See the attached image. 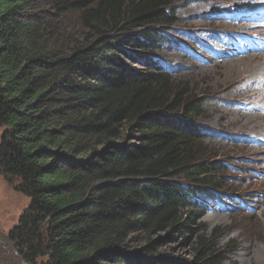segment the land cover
Returning a JSON list of instances; mask_svg holds the SVG:
<instances>
[{
  "label": "trees",
  "instance_id": "1",
  "mask_svg": "<svg viewBox=\"0 0 264 264\" xmlns=\"http://www.w3.org/2000/svg\"><path fill=\"white\" fill-rule=\"evenodd\" d=\"M172 1L0 0V174L29 198L0 260L238 264L200 221L224 184L204 98L128 51L163 45Z\"/></svg>",
  "mask_w": 264,
  "mask_h": 264
},
{
  "label": "rangeland",
  "instance_id": "2",
  "mask_svg": "<svg viewBox=\"0 0 264 264\" xmlns=\"http://www.w3.org/2000/svg\"><path fill=\"white\" fill-rule=\"evenodd\" d=\"M201 1H172L167 11L175 20L166 29L167 35L162 38L165 42L158 49L149 51L127 47L131 55L144 58L147 63L145 70L153 65L165 68L173 80L185 83L195 95L204 98L202 111L194 119L202 127V146H205L208 159L219 160L224 166V172L218 175L224 184L216 199L208 200L204 195L197 197L207 209L200 221L207 234L217 227L222 228L218 244H231L235 248L231 259L238 264H264V135L261 136L260 131L264 126V98L261 100V96H256L258 99H253L250 93L240 96L248 90L252 89L254 93L255 88H264L261 87L264 66L250 72L251 68L264 62V9L259 8L258 16L251 15L249 9L235 12L237 26L227 29L223 26L220 12L215 11L225 6L234 7L246 0H207L211 6L195 8ZM71 25L80 30L77 19H72ZM217 34L223 37L227 47L215 39ZM237 35L240 38L232 43ZM249 44H253L254 48H248ZM255 47L262 48L263 57L250 64L251 68L246 67V63L252 61L251 55L245 56L246 59L226 55L230 48L236 53L242 48L257 50ZM153 55L160 60L154 61ZM239 65L246 67L243 73L248 79L240 78L233 85L230 80L224 86L221 71ZM245 80L247 83H244ZM235 113L241 117L237 118ZM245 115L263 117L245 124ZM2 129L0 127V135ZM28 204L29 198L16 191L0 174V254L5 253L8 231L17 223ZM162 250L187 258L190 251L179 245L163 246ZM0 264H9V261L1 259Z\"/></svg>",
  "mask_w": 264,
  "mask_h": 264
},
{
  "label": "bare ground",
  "instance_id": "3",
  "mask_svg": "<svg viewBox=\"0 0 264 264\" xmlns=\"http://www.w3.org/2000/svg\"><path fill=\"white\" fill-rule=\"evenodd\" d=\"M212 1V0H211ZM212 4L211 3H209V4H207V0H203V1H201V3L199 4V5H196V6H194L195 8H205V7H207V6H211ZM216 5H218V3L217 4H215V6ZM263 8L264 9V0H246V1H244V2H241V3H239V4H237V5H235L234 7H228V6H225V7H223V8H218V10L217 11H215V10H213V11H215V12H220V17H222L223 18V22H224V24H223V26L225 27V28H227V29H234L236 26H237V21L238 20H236L237 18V15H236V13L235 12H242V11H245V10H247V9H249V12H250V14L252 15H255V16H258V12L257 11H259V8ZM212 8H214V7H212ZM245 16H247V15H245ZM249 17H253V16H249ZM237 38H240L238 35L235 37V41L234 42H232V43H235L236 42V39ZM215 39H217V40H219V41H221L222 43H223V45L225 46V47H227L226 45H225V42H224V39H223V37L220 35V34H217L216 36H215ZM232 43H231V47H232ZM248 48H250V49H253L254 48V45L253 44H249L248 45ZM255 48H258V47H255ZM262 48H264V47H262ZM262 48H258L257 50H253V51H251V50H249V51H247V50H245V48H242V49H240V50H238V52H233V50L230 48V50L229 51H227L226 52V55H228V56H230V57H238V56H240V57H243L242 59H246L247 57H245V56H249V55H251V58H252V61H249L248 63H246L248 66H246V67H250V64H252V63H256V61L260 58V59H262V57L263 56H261V49ZM221 59V58H220ZM236 59V58H235ZM241 59V60H242ZM227 60H229V59H227ZM239 60V59H238ZM224 61H226V60H224ZM243 61V60H242ZM230 62V61H229ZM236 63H237V59H236ZM262 63V62H261ZM260 63V64H261ZM231 64V63H230ZM239 64H240V62H239ZM230 66V65H229ZM240 66V65H239ZM255 66V65H254ZM263 66H264V62L261 64V65H258L257 64V66L256 67H253V68H251L252 69V71L250 70V72L252 73V72H254L255 70H260V69H262L263 68ZM227 67V66H226ZM245 66H243V67H238V66H236V67H233L234 69H231V68H227L226 70H222L221 72V74L222 75H224L223 76V81H224V86H227V83L231 80V82H230V84H234V83H237V82H239V79L240 78H243V79H245V78H247V76L245 75L244 76V73H243V71H244V69L246 68ZM258 67V68H257ZM211 70V69H210ZM208 71V70H207ZM206 71V72H207ZM259 72V71H258ZM264 72V71H263ZM263 72H262V74H263ZM211 73V72H210ZM262 74H260L261 76H262ZM255 75H256V73H255ZM254 76V75H253ZM258 76V75H257ZM204 77V76H203ZM259 77V76H258ZM221 78V77H220ZM260 78V77H259ZM248 79V78H247ZM242 80V79H241ZM241 80H240V83H241ZM251 80V79H250ZM249 81V80H248ZM251 82V81H250ZM258 82H259V80H258ZM244 83H247L246 82V80L244 81ZM245 85V84H244ZM260 85V84H259ZM223 86V87H224ZM246 86V85H245ZM264 86V82H262L261 83V87H263ZM248 87V86H247ZM235 92H238L237 90H234ZM249 93L250 94H252L251 95V97L254 99L256 96L259 98V96H261V100L264 98V88H259V89H257V88H255V90H254V93H253V91H252V89L251 90H248L247 92H244V93H240V96L241 95H249ZM257 98V99H258ZM256 99V98H255ZM256 99V100H257ZM259 101V100H258ZM257 101V102H258ZM261 103V102H260ZM257 106V105H256ZM255 108V107H254ZM233 111V110H232ZM231 112V111H230ZM229 113V112H228ZM232 116V115H231ZM235 116H237V118H240L241 116L238 114V113H235ZM245 117H246V120H244L243 121V123H245V124H249V123H251V121H253L255 118H259V117H263V116H261V115H259V116H255V117H253V116H250V115H245ZM233 121V120H232ZM253 129H255V128H253ZM258 130V129H257ZM260 131H261V136H263L264 135V126L260 129ZM256 136V135H255ZM206 199H209L208 197L206 198ZM209 218H211V217H209Z\"/></svg>",
  "mask_w": 264,
  "mask_h": 264
},
{
  "label": "water",
  "instance_id": "4",
  "mask_svg": "<svg viewBox=\"0 0 264 264\" xmlns=\"http://www.w3.org/2000/svg\"><path fill=\"white\" fill-rule=\"evenodd\" d=\"M22 264H27V263H25V262H22Z\"/></svg>",
  "mask_w": 264,
  "mask_h": 264
}]
</instances>
